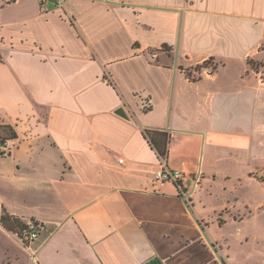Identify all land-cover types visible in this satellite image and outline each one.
<instances>
[{
  "label": "crops",
  "instance_id": "0c3cea01",
  "mask_svg": "<svg viewBox=\"0 0 264 264\" xmlns=\"http://www.w3.org/2000/svg\"><path fill=\"white\" fill-rule=\"evenodd\" d=\"M263 70L264 0H0V217L48 232L0 224V264H264L226 201L264 162Z\"/></svg>",
  "mask_w": 264,
  "mask_h": 264
},
{
  "label": "rangeland",
  "instance_id": "374dc122",
  "mask_svg": "<svg viewBox=\"0 0 264 264\" xmlns=\"http://www.w3.org/2000/svg\"><path fill=\"white\" fill-rule=\"evenodd\" d=\"M251 65L252 67H255V64L253 62L251 63ZM261 77L264 78V75H262ZM259 146H262V143H259ZM232 172L240 175L241 178L239 179L240 183H234L235 185L227 184V192L233 194L226 199L227 203L229 204L227 205V208L232 206H239V202H241L239 196L240 192L241 199H243V206L239 208V213H233V215L230 216L240 221L244 220V218L250 217L251 214L254 213V211L256 213L259 212L255 221L258 224L259 228V230H257L259 239L256 246L259 253L255 256V258L256 260H260L264 258V162L261 163L260 161H258V165L256 167H249L246 166V164L242 163V165H240L239 167L234 168ZM231 186H235L236 188H238L236 189L235 195L233 187ZM209 191L214 194L212 200H210L211 206L213 205L214 207H217L218 205L222 204L223 198L220 194L221 191L219 192V189L217 188V185H213V187L209 189ZM237 195L239 196V199H237ZM207 206H209L208 203ZM218 215L210 214L206 218L208 223H210L211 221L217 222V219L219 218L222 219ZM223 217L228 218L229 216L223 214ZM219 224H222V222ZM254 244L255 243L250 244V246L255 247ZM212 245L216 247V244L212 243Z\"/></svg>",
  "mask_w": 264,
  "mask_h": 264
},
{
  "label": "built area",
  "instance_id": "2783aa9c",
  "mask_svg": "<svg viewBox=\"0 0 264 264\" xmlns=\"http://www.w3.org/2000/svg\"><path fill=\"white\" fill-rule=\"evenodd\" d=\"M43 1V0H41ZM141 107L143 110L148 111L150 108V103L147 98L141 99ZM9 141H6L3 144H0V153L3 156H7L9 154ZM119 163H122L123 160L119 159ZM186 174L179 170H172L168 168L165 165H162L153 175V180L155 182H161V181H169L176 185L182 184V181ZM185 195V200L188 201V195L186 193H183ZM29 230L23 231L18 235L20 241L23 243L25 247H31L39 239L40 233L44 230V228L41 225L33 226L31 223L28 224Z\"/></svg>",
  "mask_w": 264,
  "mask_h": 264
},
{
  "label": "trees",
  "instance_id": "16d2710c",
  "mask_svg": "<svg viewBox=\"0 0 264 264\" xmlns=\"http://www.w3.org/2000/svg\"><path fill=\"white\" fill-rule=\"evenodd\" d=\"M145 135L149 139V142L152 145H155L153 142V138L148 133H146ZM15 137L16 135L11 127L0 126V144H3L11 139H14ZM156 148L161 156L164 155L160 147L156 146ZM0 224L7 231L16 233L17 235H19L23 231L29 230L28 225H26L20 218L9 215L5 210H3L2 215L0 217ZM31 224L36 227L38 225H41L44 228V230L40 233L39 239L42 240V238H44L48 234V232H46L44 225L39 224L35 221H31Z\"/></svg>",
  "mask_w": 264,
  "mask_h": 264
},
{
  "label": "water",
  "instance_id": "95a60500",
  "mask_svg": "<svg viewBox=\"0 0 264 264\" xmlns=\"http://www.w3.org/2000/svg\"><path fill=\"white\" fill-rule=\"evenodd\" d=\"M115 113L117 115H119L120 117H123V118H126L127 119V115H126L125 111L122 108L116 110Z\"/></svg>",
  "mask_w": 264,
  "mask_h": 264
}]
</instances>
